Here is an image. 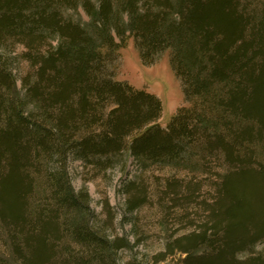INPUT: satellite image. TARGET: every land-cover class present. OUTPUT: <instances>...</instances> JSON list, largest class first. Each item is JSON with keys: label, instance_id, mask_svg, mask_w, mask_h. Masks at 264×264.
<instances>
[{"label": "trees", "instance_id": "1", "mask_svg": "<svg viewBox=\"0 0 264 264\" xmlns=\"http://www.w3.org/2000/svg\"><path fill=\"white\" fill-rule=\"evenodd\" d=\"M130 38L181 83L188 106L165 128L159 97L115 77ZM0 48V264H120L129 241L105 234L68 163L124 168L125 153L210 181L198 203L199 182L166 179L160 195L204 218L152 263L264 264V0H0ZM125 191L128 209L146 199Z\"/></svg>", "mask_w": 264, "mask_h": 264}, {"label": "rangeland", "instance_id": "2", "mask_svg": "<svg viewBox=\"0 0 264 264\" xmlns=\"http://www.w3.org/2000/svg\"><path fill=\"white\" fill-rule=\"evenodd\" d=\"M79 12L83 19H88L82 8H79ZM21 50V47H17L14 50L6 49L5 52L0 48L1 54L10 52L8 58H13L12 68L19 76L28 69L27 63L19 56ZM115 77L159 97L162 114L158 122L164 128L177 108L188 106L181 83L169 64L168 53L162 54L155 63L144 65L132 38L120 49ZM18 85L21 87L20 82ZM122 160L125 161L124 168L118 161L106 170H97L94 165L85 166L79 160L70 159L68 170L71 182L76 190L83 187L87 189L90 206L97 220H100L105 234L110 239L123 237L129 241L130 245L117 253L120 264H128L133 260L142 264H154L152 263L154 256L163 249L167 237L187 232L193 224H199L201 217L204 218L201 208L195 211L192 207L194 202L190 205L181 201L178 204H171L167 196L160 195L163 187L166 186V179L173 177L182 179L186 183L199 182L201 187L195 196L198 203L209 198L210 181L199 169L150 165L144 171L131 154L125 153ZM130 182L140 183L146 191L145 201L132 210L127 207L128 194L125 191ZM182 190L185 189L182 187ZM255 248L264 251V243L257 244ZM179 258L176 254L174 259L169 257L167 262L157 264H170L172 260L175 262Z\"/></svg>", "mask_w": 264, "mask_h": 264}]
</instances>
